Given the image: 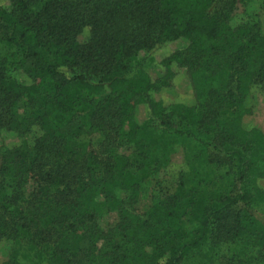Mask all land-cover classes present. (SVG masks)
<instances>
[{
	"label": "trees",
	"instance_id": "16d2710c",
	"mask_svg": "<svg viewBox=\"0 0 264 264\" xmlns=\"http://www.w3.org/2000/svg\"><path fill=\"white\" fill-rule=\"evenodd\" d=\"M215 1L0 0V264H264V32ZM151 122L208 134L232 190Z\"/></svg>",
	"mask_w": 264,
	"mask_h": 264
},
{
	"label": "rangeland",
	"instance_id": "374dc122",
	"mask_svg": "<svg viewBox=\"0 0 264 264\" xmlns=\"http://www.w3.org/2000/svg\"><path fill=\"white\" fill-rule=\"evenodd\" d=\"M226 0H216L215 3L209 8V11L213 13L218 10L222 5H224ZM239 9L246 10L249 14V18L252 22L258 24L261 30L264 32V0H242L238 2ZM245 15H239L238 17ZM236 19V18H235ZM146 56V53L141 52L139 57L142 58ZM169 102L176 99H167ZM170 119L177 128L185 129L186 123L183 122L179 112L177 110L170 111ZM194 136L188 135H179V134H164L163 130L160 129L156 123L151 122L145 128L146 135H162V141H173V144L170 147L173 150L183 149L185 151L189 165L196 169L199 178L200 185L207 188L218 189L223 192H229L232 190V184H234V176L228 173V167L226 165H218L214 162L209 163L208 158L213 154L211 146H206L202 140L211 139V137L203 131H200L194 127L189 128ZM83 139L92 140L95 145H97L100 136L93 134L83 136ZM17 140V139H16ZM23 140L31 142L29 136L23 137ZM18 141V140H17ZM168 144V143H167ZM165 142L163 146L167 145ZM120 151L123 152L131 158V161H135L137 158L134 155V147L128 145H120ZM182 157V152L176 155L175 162ZM152 164L156 165L161 164L162 166L166 165L168 157L165 156V153L161 149L154 152V156L150 159ZM175 169V168H173ZM171 169V170H173ZM170 169L166 171L159 172L154 177L146 178L141 181V199L139 203L134 207V211L142 214L146 208L151 205L153 197L157 195L159 190L162 187H167L168 183L166 182L168 177H173L170 174ZM258 211L264 215V204H260L257 207ZM24 251V247H20Z\"/></svg>",
	"mask_w": 264,
	"mask_h": 264
}]
</instances>
